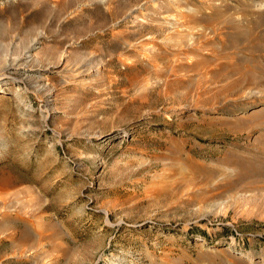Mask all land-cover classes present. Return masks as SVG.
Instances as JSON below:
<instances>
[{
    "label": "rangeland",
    "instance_id": "rangeland-1",
    "mask_svg": "<svg viewBox=\"0 0 264 264\" xmlns=\"http://www.w3.org/2000/svg\"><path fill=\"white\" fill-rule=\"evenodd\" d=\"M177 4L0 0V264H264V60Z\"/></svg>",
    "mask_w": 264,
    "mask_h": 264
},
{
    "label": "bare ground",
    "instance_id": "bare-ground-1",
    "mask_svg": "<svg viewBox=\"0 0 264 264\" xmlns=\"http://www.w3.org/2000/svg\"><path fill=\"white\" fill-rule=\"evenodd\" d=\"M180 1L176 0L178 8L174 15L175 21H171V24L175 25L174 27L176 28L173 33L180 36V39H175L177 41L174 45L185 46L186 48L210 47L213 53L216 52L215 49L218 47L221 49L243 48L242 55L237 56V54L241 53L238 52L236 56L232 57L233 60L241 62H252L258 59L264 60V7L262 5L261 8L263 7V10L256 11L248 1L234 0L240 7L239 11L243 13V18L238 19L231 14L237 13L238 9L226 0H196L201 3L196 9L185 8L186 4L182 0ZM160 10H164L161 12L168 13L170 6L162 5ZM165 23L167 22H159L158 25L148 28H155L162 32L171 27L170 25H165ZM186 31L189 34L192 33L193 36L189 37L191 34L188 36ZM160 57L163 58L162 56ZM221 57L222 54L220 53ZM225 57L227 58V55ZM257 160L262 167L257 165L246 167L244 166L245 161L243 159L239 160L244 168V175L247 177L260 175L264 178V152L263 156L261 155Z\"/></svg>",
    "mask_w": 264,
    "mask_h": 264
}]
</instances>
